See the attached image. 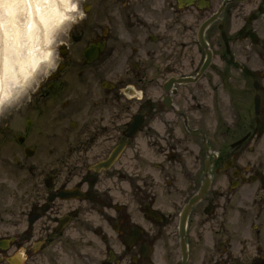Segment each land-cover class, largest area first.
I'll list each match as a JSON object with an SVG mask.
<instances>
[{
	"label": "flooded vegetation",
	"instance_id": "obj_1",
	"mask_svg": "<svg viewBox=\"0 0 264 264\" xmlns=\"http://www.w3.org/2000/svg\"><path fill=\"white\" fill-rule=\"evenodd\" d=\"M247 4L231 52L219 24L207 37L209 68L171 89L184 117L166 110L163 68L200 72L194 12L207 9L198 0H94L90 25L75 26L36 84L0 110V264H264V0L235 7ZM216 109L224 142L210 152L202 131L208 137ZM136 113L143 122L131 138ZM180 123L202 141L179 137ZM207 175L184 262L179 219Z\"/></svg>",
	"mask_w": 264,
	"mask_h": 264
},
{
	"label": "bare ground",
	"instance_id": "obj_2",
	"mask_svg": "<svg viewBox=\"0 0 264 264\" xmlns=\"http://www.w3.org/2000/svg\"><path fill=\"white\" fill-rule=\"evenodd\" d=\"M70 0H0V99L9 86L26 81L29 71L48 54L50 31L73 9ZM26 21L20 24L18 13Z\"/></svg>",
	"mask_w": 264,
	"mask_h": 264
},
{
	"label": "rangeland",
	"instance_id": "obj_3",
	"mask_svg": "<svg viewBox=\"0 0 264 264\" xmlns=\"http://www.w3.org/2000/svg\"><path fill=\"white\" fill-rule=\"evenodd\" d=\"M85 1H88V3H89L90 0H70L69 1L70 6H74V8L70 9L68 12L71 15V17L79 19V17H81V15L84 14L83 3H85ZM211 1H212V6L209 9V13H211L212 11H215L217 9V6H219V4L223 0H211ZM250 7H251L250 4L245 5L246 11L240 13V11L238 9H236V7L230 6L226 10V12L222 15L221 21H223V23L225 24V27H226V29L229 32L231 37L236 38V37L240 36V34L238 35L237 32L243 23V17L245 19V17L247 15H249L248 13L251 11ZM209 13L207 15H209ZM199 14L200 13H198L195 10V12H194V23H195L196 27H198L199 24L201 23V21H200L201 17L200 16H202V15H199ZM19 15H20L19 16L20 23H24L26 20L24 18L23 13L21 12ZM71 25H72V19L68 18L54 28V30L51 32L52 42L49 45L50 50L53 51L57 47V45L59 44V41L64 38L66 32H68ZM216 25L217 24L215 23L214 27ZM209 36L211 38H213V36H214L213 30L209 31ZM42 66L43 65L40 64V67H42ZM166 72H167V68L164 66L163 75H162V79H161L162 83H164L166 78L169 77ZM31 80L32 79H28V81L26 83L29 85L30 83H32ZM179 87H180V89H184V87H182V86H179ZM21 90H23V89L20 88V91ZM22 93H24V91H22ZM161 93L162 94L164 93L163 89L161 90ZM217 122L218 121L216 120V121H214V123H212V122L209 123V127H211V139H212L213 144H219V142H220L219 139L218 140L214 139L216 137V131L218 128ZM160 125H161V131L163 133H165L166 131H171V128H168L166 124L161 123ZM183 128H184L183 124H179L178 132L180 135L182 134V131H184ZM145 147H146L145 151H147L148 154L154 155V153L152 151H155V148L149 144V139L146 141ZM151 167H148V170L152 172L153 168H151ZM164 185L165 184H164L162 178H160L158 190L161 192L162 198L167 201V204L169 206V210H173L174 206L172 204L171 197L168 194H166V191L164 189Z\"/></svg>",
	"mask_w": 264,
	"mask_h": 264
},
{
	"label": "water",
	"instance_id": "obj_4",
	"mask_svg": "<svg viewBox=\"0 0 264 264\" xmlns=\"http://www.w3.org/2000/svg\"><path fill=\"white\" fill-rule=\"evenodd\" d=\"M216 16H217V15H214V16H213V17H212V18H211L209 21H211V20L215 19V18H216ZM209 21H207V22H206V24H207Z\"/></svg>",
	"mask_w": 264,
	"mask_h": 264
}]
</instances>
